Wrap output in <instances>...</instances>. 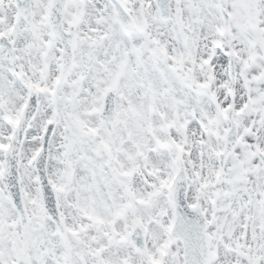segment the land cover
Masks as SVG:
<instances>
[{
  "label": "snow or ice",
  "instance_id": "obj_1",
  "mask_svg": "<svg viewBox=\"0 0 264 264\" xmlns=\"http://www.w3.org/2000/svg\"><path fill=\"white\" fill-rule=\"evenodd\" d=\"M0 264H264V0H0Z\"/></svg>",
  "mask_w": 264,
  "mask_h": 264
}]
</instances>
